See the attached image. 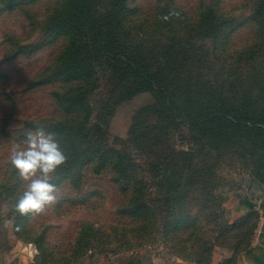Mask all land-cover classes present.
<instances>
[{
  "label": "trees",
  "instance_id": "16d2710c",
  "mask_svg": "<svg viewBox=\"0 0 264 264\" xmlns=\"http://www.w3.org/2000/svg\"><path fill=\"white\" fill-rule=\"evenodd\" d=\"M45 1L0 0V16L20 12L33 32L38 24L29 13ZM162 1L50 4L38 28L48 38L44 45L53 47L52 59L27 89L51 86L56 110L24 125L55 133L65 149L57 187L68 180L79 188L88 174L103 177L116 188L121 224L134 226L135 237L164 221L176 239L197 223L183 209L186 199L219 160L240 150L241 158L248 153L264 164V0H248L242 24L213 0ZM5 41L6 55L14 47L17 55L33 53L9 36ZM143 94H152L153 102L133 117L128 138L111 139L116 109ZM13 98L8 103L14 109ZM4 115L6 129L13 119ZM100 118L103 127L93 123ZM215 151L218 157L210 158ZM85 232L90 240L100 233L92 226Z\"/></svg>",
  "mask_w": 264,
  "mask_h": 264
},
{
  "label": "rangeland",
  "instance_id": "374dc122",
  "mask_svg": "<svg viewBox=\"0 0 264 264\" xmlns=\"http://www.w3.org/2000/svg\"><path fill=\"white\" fill-rule=\"evenodd\" d=\"M180 1L193 4L198 0H175L176 3ZM55 2L46 0L31 9L29 14L34 27L40 25L45 9ZM212 3L239 24L250 14L248 0H213ZM26 20V15L20 12L0 16V264H119L131 253L145 249L167 263L189 260L212 264L216 253L239 255L250 243L257 225L256 218H236L229 214L245 198L255 164L248 153L241 158L240 150L236 152L240 157L233 152L225 155L215 164L210 178L203 177L190 191L186 199L188 206L183 209L197 217V223L189 230H181L176 239L171 238L164 221L153 224L148 233L135 237L130 232L134 226L121 224L116 188L97 175L82 177L79 188L70 185L68 180L60 183L56 202L42 213L20 215L15 211L23 182L10 164V153L17 144L22 145L29 131H34L28 129L25 122H40L56 110L51 86L27 89L31 82L40 79L50 63L53 47L44 45L48 38L38 25L32 32ZM6 36L30 46L32 55H17L20 49L15 47L16 52L6 55ZM11 97L17 103L14 109L8 103ZM152 102V94H143L121 104L110 119L109 137L126 140L133 117ZM4 114L8 120L13 119L6 129L2 123ZM93 123L103 127L101 118L94 119ZM176 144L181 145L180 138L176 139ZM216 154L217 151L210 158L218 157ZM208 160L200 163L201 171L206 169ZM53 183L57 185L58 181L54 178ZM92 193L97 194L90 196ZM156 197L157 191L152 199ZM207 201L208 209L204 206ZM91 226L100 233L90 240L85 231ZM196 227L198 234L194 230Z\"/></svg>",
  "mask_w": 264,
  "mask_h": 264
},
{
  "label": "clouds",
  "instance_id": "9594fccd",
  "mask_svg": "<svg viewBox=\"0 0 264 264\" xmlns=\"http://www.w3.org/2000/svg\"><path fill=\"white\" fill-rule=\"evenodd\" d=\"M9 160L23 182L14 205L17 213L39 214L56 202L58 188L53 180L68 156L55 133L42 126L29 131L22 145L13 147Z\"/></svg>",
  "mask_w": 264,
  "mask_h": 264
},
{
  "label": "crops",
  "instance_id": "0c3cea01",
  "mask_svg": "<svg viewBox=\"0 0 264 264\" xmlns=\"http://www.w3.org/2000/svg\"><path fill=\"white\" fill-rule=\"evenodd\" d=\"M251 184L243 201L239 202L230 212L231 217L251 216L256 218L254 235L246 248L239 255L216 253L212 264H264V164L256 163L252 168ZM119 264H195L178 260L167 263L153 255L149 249L135 251L122 259Z\"/></svg>",
  "mask_w": 264,
  "mask_h": 264
}]
</instances>
